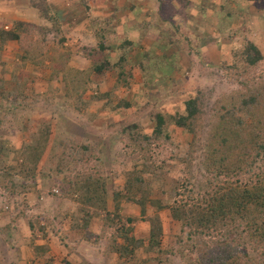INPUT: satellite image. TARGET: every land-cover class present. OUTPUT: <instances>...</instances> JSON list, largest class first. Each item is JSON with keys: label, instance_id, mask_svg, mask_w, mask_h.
<instances>
[{"label": "rangeland", "instance_id": "rangeland-1", "mask_svg": "<svg viewBox=\"0 0 264 264\" xmlns=\"http://www.w3.org/2000/svg\"><path fill=\"white\" fill-rule=\"evenodd\" d=\"M96 1L103 4L102 0L72 1L70 11L76 14L71 16L64 9L68 6L61 4L63 17L46 26L34 24L33 30H40L41 40L49 47L66 52L69 38L77 45L71 52L77 58L72 66L82 68L78 70L84 74L73 76L70 92L65 71L52 80L44 71L37 84L30 81V74L28 78L26 72L21 73L14 83L22 81V92L17 86L3 87L0 77V95L10 99L5 104L0 97V264H97L96 258L102 264L117 263L115 255L108 260L104 253L116 228H108L103 212L93 208L97 215L88 230L77 226L86 213L83 202L77 201L81 192H75L74 184L88 170L102 171L106 177L108 209L114 219L121 216L125 223L136 219L128 225L143 244L130 247L138 255L133 264H186L188 260L197 264L199 255L192 252L191 243L186 249L180 241L191 237L198 242L199 238L188 222L175 215L205 194L201 186L210 177L205 153L210 137L220 133V123L227 126L224 120L231 122L234 114L246 127L253 125L254 118L242 108L244 100H254L250 103L254 116L259 113L257 119L263 123L261 128L251 127L252 139L264 132V0L162 1L165 14L177 16L178 25H185L186 30L172 25L174 30L162 46L164 54H155L159 59L143 54L145 46L133 43L130 36L116 37L109 30L108 38L107 30L96 33L97 39L94 34H80ZM46 3L38 0L45 8ZM168 15L164 17L170 19ZM12 28H1L0 36L19 29ZM251 43L263 56L255 65L244 57ZM96 52L99 62L98 52L104 59L102 74L88 59V54ZM193 100L196 111L189 107ZM117 107L123 115L114 112ZM188 111L196 113L188 127L177 125L179 115ZM159 113L165 115V123L155 137ZM143 135L151 136L150 140ZM136 143L150 145L151 160L143 158ZM71 144L88 146L96 154L88 151L85 158L81 155L73 161ZM245 162H250L246 174L232 179L264 183V152ZM145 163L150 168L142 176V189L129 187L130 173ZM143 198L145 209L143 201L139 204ZM226 221L229 226L223 234L211 232L202 237L207 246L215 249L230 230L232 238L242 243L236 251L242 264L249 258L264 264V243L258 246L251 240L244 221L239 225ZM154 226L162 230L152 250L149 240ZM181 252L186 253V262ZM37 253H42L39 258Z\"/></svg>", "mask_w": 264, "mask_h": 264}, {"label": "trees", "instance_id": "trees-1", "mask_svg": "<svg viewBox=\"0 0 264 264\" xmlns=\"http://www.w3.org/2000/svg\"><path fill=\"white\" fill-rule=\"evenodd\" d=\"M164 7L165 5L162 3L160 9H163ZM159 14L160 13H157V20L155 23L164 37L167 34H172L175 25H177V30L178 28L182 31L186 30L184 28L185 25H178L174 14H165V16H170V19H165L164 17V19H160L162 17L159 16ZM126 19L129 20V17ZM16 26H18L19 29H13L10 32L6 31L7 33L3 31L1 38L17 41L19 43L22 50L20 55L22 64L20 65L26 66L27 64L31 63L40 67L44 65L46 68L53 69V74H60L62 71H65L67 76V79L65 77V82L70 92L73 76L80 73L83 75L84 73L79 72L78 69L72 67L70 68L68 66V62L70 61V58L68 57L69 54L56 46L53 48L46 45L44 40H41L43 36L41 35L40 30H33L35 28L34 26L21 22H19ZM249 47L250 50L246 51L247 53L244 54V57L248 64L255 65L257 62L261 61L263 56L260 50L254 44L251 43ZM179 52L180 51H178L177 54H179ZM252 54L253 56L255 55V58L251 56ZM98 55L100 57V62L97 52L88 54V58L91 60L92 66L94 65L93 68L97 71V73L102 74L104 69V59L99 52ZM88 73L90 72L88 71ZM88 76L89 75H86V78ZM83 82L85 86L88 83L85 80ZM18 89L20 92L23 91L22 81H19ZM253 101L254 100L252 99H246L242 104V108L244 107L247 109L246 112H250L249 114H251V116L254 118L253 125L251 124V126L248 125L246 127L241 119L236 121V115L233 114V120L231 122H229L228 119L224 120L227 126H224L223 122H221L220 133L213 134V136L210 137L211 143L207 145L205 153V166L208 168L207 172H209L210 177H207L203 186H201V190H205V194L203 196H197L195 198L196 203L193 206H184L185 208L183 211H179L175 215L176 219L183 220L186 223L188 222L187 224L193 228L194 233L197 234L199 238L198 242L194 241V239L191 237L189 241H180L181 245H185L186 249H188L186 244L191 243L192 252L199 255L197 264H215L216 262H214V260H219L220 264H242L240 259L241 256L238 254V252H236L239 248V245L242 243L235 240V238H232V232L230 230H224L226 231V235L224 236L225 240L216 244L215 249L209 248V246H207V242L202 239L205 234H210L211 232L218 233L221 231L223 234V229L226 228V226H229L226 224L227 219L237 221L238 225L244 221L246 224L245 231L249 233L251 240L257 241L259 243H257L258 246L260 243H264V183H244L242 180L232 179L234 176L246 174L245 171L250 168V162L246 163L245 160L252 158V156L259 157L260 154L264 152V132H258V135L252 139V134L254 133H251V127L255 128L254 126L256 125L257 127L261 128L263 126V123L257 119L259 116L258 111H255V113H258L257 116H254V105L252 109L250 104ZM189 104L188 105L191 107V110L194 108L196 111V102L193 100ZM116 109L117 110L114 111L115 113L119 111L123 115V113L119 110V107ZM188 114V116L179 115V118L175 121L176 124L187 128L189 125L188 122L194 119L196 113H193V111H188ZM164 116L165 115L161 113H159L157 116V127L153 131L155 137L158 134H161L163 124L165 123L163 118ZM168 116L169 118H172V115ZM174 119L175 117L173 120ZM113 120L114 119H112V121ZM143 136L144 138H141L144 140L146 139L147 142L148 139L150 140L151 136ZM47 140L48 138L45 139V143ZM253 140L255 142L254 144ZM136 146L140 154L143 155V158H148L149 160L152 159L150 155L149 144L142 146V143H136ZM71 148L75 151L71 152V154L75 153L72 157L73 161H79V157L81 155H83L85 158L88 151L90 152L89 155L96 154L95 150H93V148L90 149L88 146L78 147L76 144H71ZM76 155H78V157H76ZM62 163H64V161H62ZM62 163H60L59 167H61ZM78 164L79 163H77V165ZM147 168H150V165L145 163L141 170L135 169L130 173L131 175L128 179V182L131 186L129 187L133 188L136 186V188H139L140 190L142 189L143 186L141 185L145 184V181H143L144 178H142V176L149 174ZM82 174V176L77 177L78 180L74 184L75 192H81L77 201L83 202L85 209L83 208L82 212L86 213V215L83 217V220L77 222L78 228L88 230L93 219L97 215L95 211L103 212L104 220L106 221L108 228H116L115 234H112V239L109 241L104 250L105 256L108 258V260H110L115 255L116 260H118L115 264H133L132 261L136 260L138 255L134 253V249L130 247L143 244L142 240H139L138 242L135 239L133 234L134 227L128 225L135 223L136 219H127V223L123 221V217L121 216L114 219L113 215L108 209L107 179L102 171L88 170ZM227 177L230 179H226ZM146 195L147 194H145L144 197H146ZM143 200L144 198L139 201V204ZM116 201L117 203L120 202L119 199ZM142 205L145 209L147 202L143 201ZM90 207L92 210H90ZM160 207L163 208V206ZM236 216L240 218L235 219ZM160 230L162 229L159 226H154L153 229H151L149 247L152 250L156 248V245L159 242L157 235ZM90 237H94V235H90ZM41 248L42 247H37V250ZM47 252V249L43 250V254H46ZM41 254L42 253H37L36 257L39 258V255L41 256ZM185 257L187 256L184 252L182 253V258H184L186 262L187 259ZM214 257L215 259H213ZM138 262L139 261H137V263ZM246 262L247 263L245 264H260L261 260L257 261V259L255 260L253 258H249ZM144 264L147 263L144 262ZM186 264L194 263L188 260Z\"/></svg>", "mask_w": 264, "mask_h": 264}, {"label": "crops", "instance_id": "crops-1", "mask_svg": "<svg viewBox=\"0 0 264 264\" xmlns=\"http://www.w3.org/2000/svg\"><path fill=\"white\" fill-rule=\"evenodd\" d=\"M46 1L47 3L45 8L43 7L44 4H38V0L36 2H33V0H0V30L1 28H14L19 22L32 26H46L49 24V21H55L59 16H62V11L60 9L61 4H63V7L65 5L69 7H64V9L70 16L71 13L74 12L73 10L70 11L71 3L74 0ZM162 1L164 0H105V2L102 0L101 3L103 4H100L96 1L97 4L93 3V5H91L95 9H90V13H88L89 19L87 22L89 23L84 26L83 31L79 32L80 34L84 35L94 34L96 39V33H103V30H107V38L108 30L109 33L114 34L115 32L114 36L116 37L121 36L124 38H129L130 36L131 39H129L133 43L140 46H145L143 54L146 53L150 54L151 56H155V54H157L162 56L164 54L162 51L164 47L163 43L166 38L159 31L155 23L157 20V13H160L159 16L162 17L160 19L165 18V7L160 9ZM127 17H129V20L126 19ZM67 42V47L69 46L71 49H66V52L69 54L68 57L70 58L68 66L70 68L72 67L75 69H82L72 66V64H74L73 61H75L77 58L74 57V53L71 56V52L77 49V45H74L70 38ZM1 43L3 45H0V77L3 78L1 82L3 87H18L19 80L18 83H14V77H21V73L23 72L27 73L26 76L28 78H32L30 81L34 82V84L40 83L39 81H42L44 71L50 73V80L54 79L56 74H53V76L51 75V73H54V70L51 68H46L44 65L42 67L33 63L27 64L26 66L20 65L22 62H20L18 57H20L22 50L17 41L8 40L5 38L1 41ZM76 44H78V41ZM85 60H87V58ZM138 63L140 65L143 63V57L138 60ZM0 93L2 94V92ZM6 95L8 98L11 97L9 91H7ZM0 97H3L5 104L9 103L8 100L10 99H5L4 95H0ZM3 101H1V103ZM96 259L98 260L97 264H102L101 258ZM105 263L107 262H104V264Z\"/></svg>", "mask_w": 264, "mask_h": 264}]
</instances>
